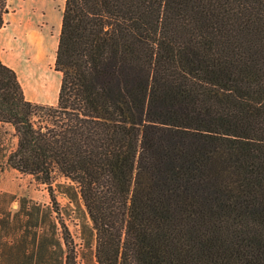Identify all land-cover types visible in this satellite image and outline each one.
Segmentation results:
<instances>
[{"label": "trees", "instance_id": "1", "mask_svg": "<svg viewBox=\"0 0 264 264\" xmlns=\"http://www.w3.org/2000/svg\"><path fill=\"white\" fill-rule=\"evenodd\" d=\"M54 64L39 103L0 59V129L78 187L94 262L264 264V0H65Z\"/></svg>", "mask_w": 264, "mask_h": 264}, {"label": "crops", "instance_id": "2", "mask_svg": "<svg viewBox=\"0 0 264 264\" xmlns=\"http://www.w3.org/2000/svg\"><path fill=\"white\" fill-rule=\"evenodd\" d=\"M14 1L18 2H14L15 4H18L16 5L17 10L12 12L7 11L4 16V25L0 28V59L3 63L16 71L18 79L23 87L26 99L39 103L54 104L56 102L52 103V100L47 101L28 97L25 87L27 88L30 84L29 77L33 75L36 78L37 75L35 76V74L37 73L38 69L41 68L40 64H42V55L45 54L46 51V53H52V57L54 56V61L51 64L53 67L59 33L61 30L62 11L65 0ZM22 2H25V5L22 4L21 6L20 4ZM26 4L28 6H26ZM25 6L27 7V10L24 9ZM26 22H28L30 25L28 24L27 26ZM22 24L25 26H22ZM11 30L14 33H10ZM32 36H35L36 38ZM30 43L33 45H30ZM24 49H26V52ZM29 49H32L33 52ZM44 49L45 51H43ZM16 53H18V55ZM34 59L36 61H34ZM24 69L25 71H23ZM55 100L57 101V97L54 99V101ZM19 172L20 171L17 169L11 167L6 169L3 172V175L0 177V264H66L69 242L67 244L61 226V222H64V224L67 226L63 212H61L56 204H53L50 192L47 191L46 188L34 187L33 182L27 178L7 177L9 175L15 176ZM64 187L65 185H59L61 190L57 188V191L66 196L68 200L74 205L70 197L63 192ZM73 187V191L78 192V187L76 185ZM55 191L56 190L54 189L53 193L55 201L58 203V196L55 195ZM77 195L79 197V192ZM79 200L81 206L84 208L81 199ZM81 210L82 208L80 207L76 216L80 222L82 219L80 214ZM85 213L90 221L86 211ZM80 225L81 227H84V230H81L82 238L84 239L86 224L81 222ZM69 241L76 251L77 262L79 264H91V257L93 258L91 250L89 249L88 254L83 252L80 255L73 241L70 239Z\"/></svg>", "mask_w": 264, "mask_h": 264}, {"label": "rangeland", "instance_id": "3", "mask_svg": "<svg viewBox=\"0 0 264 264\" xmlns=\"http://www.w3.org/2000/svg\"><path fill=\"white\" fill-rule=\"evenodd\" d=\"M12 2V3H11ZM14 0H8V12H12L17 10V6L15 5ZM55 69V64H53V67ZM59 75L61 76L60 72ZM58 92V91H57ZM29 97V96H28ZM57 97V95H56ZM31 98V97H30ZM40 99V98H38ZM55 98L47 100V101H53L52 103L56 102L54 101ZM17 145V138L14 134L13 128L9 124H4L0 129V177L3 175V172L6 169L11 168L7 163V157L11 150H13ZM9 178H27L31 180L34 184V187H44L47 191H49V185L46 183H43L37 179L31 174L27 173H18L15 176H7ZM67 184H73L69 179L62 176L60 173L56 172L53 175V179L51 180V187L53 190L55 189V195L58 197V203H56V206L63 212V215L65 216V223H67L68 231H69V239L73 241L75 247L77 248L79 254L85 252L89 253V248H87L86 241L82 238V232H81V222L86 224V226L90 225V221L85 213L84 208L81 206V222L76 217L78 214V211L75 210V206L68 200L66 196H64L62 193L58 192L57 190H61L59 188V185H67ZM58 188V189H57ZM58 204V205H57ZM88 231V230H87ZM85 231V232H87ZM91 264H96L91 257L90 260Z\"/></svg>", "mask_w": 264, "mask_h": 264}, {"label": "bare ground", "instance_id": "4", "mask_svg": "<svg viewBox=\"0 0 264 264\" xmlns=\"http://www.w3.org/2000/svg\"><path fill=\"white\" fill-rule=\"evenodd\" d=\"M17 1H19L20 2V0H17ZM14 2H16V1H14ZM12 3V2H11ZM16 3H18V2H16ZM22 4H24L25 5V2L23 3H21L20 5L22 6ZM15 5H18V4H15ZM14 5V6H15ZM26 6H28L27 4H26ZM24 7V9H26L27 7ZM23 8V7H22ZM19 9H21V8H19ZM18 9V10H19ZM27 10V9H26ZM26 10H24V11H26ZM21 12H23V11H21ZM25 13V12H24ZM23 13V14H24ZM21 14V13H20ZM28 14V13H27ZM18 15V14H17ZM20 17V16H19ZM22 17V16H21ZM24 18V17H23ZM20 19V18H19ZM21 20V19H20ZM23 20V19H22ZM29 20V19H28ZM16 21H18V20H16ZM26 21V20H25ZM29 22V21H28ZM28 22H26L27 23V26H28V24L30 23H28ZM23 23V22H22ZM21 24V23H20ZM19 24V25H20ZM30 25V24H29ZM34 25V24H33ZM22 26H25V25H23L22 24ZM13 28H14V26H13ZM18 28V27H17ZM16 29V28H15ZM34 29V28H33ZM19 30H20V28H19ZM22 31H23V29H22ZM3 32H4V30H3ZM31 32V31H30ZM10 33H14V32H12V30H11V32ZM28 33V32H27ZM33 33H34V30H33ZM33 33H31V34H33ZM4 34V33H3ZM11 35V34H10ZM34 35V34H33ZM37 35V34H36ZM32 37H34V38H36L35 36H32ZM37 39H38V37H37ZM42 39H44V38H42ZM48 39V38H47ZM56 39V38H55ZM1 40V39H0ZM15 40V39H14ZM34 40V39H33ZM25 41V40H24ZM47 41V40H46ZM11 42V41H10ZM13 42V41H12ZM15 42V41H14ZM18 42V41H17ZM20 43V42H19ZM44 43V42H43ZM15 44V43H14ZM13 44V45H14ZM26 44V43H25ZM28 44V43H27ZM53 44V43H52ZM21 45V44H20ZM30 45H33V44H31L30 43ZM48 45V44H47ZM15 46H16V44H15ZM14 46V47H15ZM43 46V45H42ZM49 46V45H48ZM54 46V45H53ZM27 47L29 48V46L27 45ZM32 47V46H31ZM44 47V46H43ZM50 47V46H49ZM20 48V47H19ZM24 48V47H23ZM17 49V48H16ZM27 49V48H26ZM26 49H24V51L26 50ZM49 49V48H48ZM23 50V49H22ZM21 50V51H22ZM30 50V49H29ZM37 50V49H36ZM18 51V50H17ZM30 51H32V49L30 50ZM37 51H39V50H37ZM43 51H45V49L43 50ZM11 52V51H10ZM26 52V51H25ZM33 52V51H32ZM47 52V51H46ZM45 52V54H43L42 55V64H40L41 65V68L40 69H38V71H37V73L35 74V76H36V78L32 75L31 77H29V80H30V84L28 85V87L26 88L25 87V91H26V94H27V96H29V97H31V98H40V99H43V100H50V99H53V98H56V95H57V91H58V87H59V83H60V75H59V71H57V70H55L54 68H52V66H51V64L53 63V61H54V56L52 57L51 55H52V53H50V52H48V53H46ZM51 52H52V50H51ZM17 55H18V53H16ZM25 54V53H24ZM33 54V53H32ZM20 55V54H19ZM24 56H26V55H24ZM51 56V57H50ZM22 57H23V55H22ZM31 57V56H30ZM26 58V57H25ZM20 59H22V58H20ZM29 59H31V58H29ZM33 59V58H32ZM21 61V60H20ZM28 61V60H27ZM34 61H36L35 59H34ZM9 62H11V61H9ZM23 62H24V60H23ZM22 62V63H23ZM17 63H18V61H17ZM27 64V63H26ZM29 65V64H28ZM37 65H38V63H37ZM18 66V65H17ZM22 66V65H21ZM26 66V65H25ZM25 66H23V67H25ZM31 66V65H30ZM39 67V66H38ZM18 68H19V66H18ZM17 68V69H18ZM23 69V68H22ZM34 69H37V68H34ZM19 70V69H18ZM23 71H25V69L23 70ZM34 71H36V70H34ZM33 71V72H34ZM27 72V71H26ZM32 72V73H33ZM22 73V72H21ZM19 75V74H18ZM27 75V74H26ZM24 78V77H23ZM27 80V79H26ZM24 84V83H23Z\"/></svg>", "mask_w": 264, "mask_h": 264}]
</instances>
